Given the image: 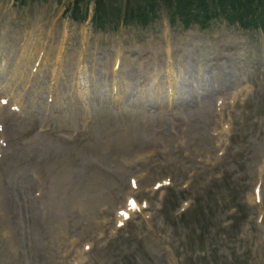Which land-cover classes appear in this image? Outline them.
Here are the masks:
<instances>
[{
	"label": "rangeland",
	"instance_id": "rangeland-1",
	"mask_svg": "<svg viewBox=\"0 0 264 264\" xmlns=\"http://www.w3.org/2000/svg\"><path fill=\"white\" fill-rule=\"evenodd\" d=\"M34 1L27 10L16 4L10 14L0 10V82L27 104L22 117L11 120L4 115L5 144L0 149V264H65L71 237L80 239L78 246L95 239L99 231H104L105 237L97 242L88 264H264V77L260 67L264 66V28L243 30L223 18L212 21L205 31L196 25L185 28L180 22L171 25L166 4L158 0L157 18L149 26L130 25L110 32L111 29L96 30L80 20L73 21L65 13L69 0ZM116 1L109 0L112 5ZM61 12L63 17L52 23ZM28 21L39 28L36 34H21ZM85 34L88 40L84 42ZM117 38L123 43L126 58L137 62L133 70L139 62L146 67L144 61L153 56V51L158 50L163 60L165 45L170 42V55L179 61L175 68L183 93L190 89L182 87L188 83L204 87L206 83H199L195 76H203L207 86L215 88L218 81L209 79V75L222 71L227 77L226 88H230L218 100L226 104L223 116L232 130L223 137L224 154L219 155L211 136L219 122L216 105L195 110L194 118L182 127L179 137L171 134L166 120L148 127L147 105L153 103L159 109L154 102L160 100L164 107V96H159L157 90H147L152 85L150 80L144 82V93L134 85L130 86L133 92H127L124 88L130 84L128 71L125 80H120V101L113 100L109 82ZM59 41L65 61L49 72L46 65L35 69L38 53L47 54V45L55 53ZM33 52V60L27 61L28 54ZM211 52L218 60L212 59ZM86 55L92 62L88 63V73L94 75L88 76V84L96 87L85 100L93 123V141L86 142L82 135V140L77 141L52 139L47 133L37 132L34 127L40 124L45 112L51 77L56 82L52 87H57L55 96L61 97L58 102L63 103L55 108L62 112L63 120L56 121L54 126L62 125L71 131L78 127L73 116L84 109L76 93V80H70V73L75 60ZM138 55L144 60L138 59ZM222 60L223 70L207 66ZM234 60L239 61L238 67L233 65ZM129 68L127 62H122L119 73L123 75ZM256 70L257 81L247 95L239 97L240 79ZM165 74L164 71V80ZM181 97L180 93L178 101H182ZM166 111V118L172 119L170 114L176 107ZM187 114L192 115L190 111ZM122 115L126 120L118 117ZM154 127L165 131L155 136ZM180 138L188 146L193 162L201 153L206 154L204 162L159 165L162 173L157 175V160H139L153 145L166 150V156ZM131 176H142L138 183L140 198L149 196L144 190L154 181L170 176L167 178L175 190L186 185L192 202L202 200L196 209L201 206L211 216L203 218L199 226L196 215L186 213L181 218L171 208L162 214L160 203L154 202L152 211L143 220L137 218L132 230L134 222L128 228V237L119 236L104 246V240L111 239L113 214L125 203ZM230 176L233 182L228 184L226 179ZM233 183L245 186L247 220L223 231L220 224L225 221L228 225L231 221L227 220L230 213L223 209L227 204L223 199L233 190ZM256 188L259 201L253 203ZM36 189H42L44 197H35ZM191 209H195L194 204Z\"/></svg>",
	"mask_w": 264,
	"mask_h": 264
},
{
	"label": "bare ground",
	"instance_id": "bare-ground-1",
	"mask_svg": "<svg viewBox=\"0 0 264 264\" xmlns=\"http://www.w3.org/2000/svg\"><path fill=\"white\" fill-rule=\"evenodd\" d=\"M169 46H171V45H169ZM170 48V47H169ZM169 48L166 50V54H168V56H169V54H170V50H169ZM158 55H159V53H157V52H155L154 53V55L153 56H155V58H154V63L155 64H158L157 66H155V67H159L160 65H163L162 64V62L160 61V59H159V57H158ZM124 58V57H123ZM173 60H174V62H175V64H179V61L175 58V56L174 57H172V64H171V66L173 65ZM160 61V62H159ZM134 63L133 62H131V64L130 65H133ZM154 69H156V68H154ZM158 69H162V68H158ZM130 70L132 71V68H130ZM131 71H130V73H131ZM158 71V70H157ZM159 72V71H158ZM131 76L133 77V78H139V77H142V76H144V73H142V72H140V73H138V74H135V73H132L131 74ZM158 76H154V78L156 79ZM172 77L174 78V76H173V73H172ZM149 78V77H148ZM148 78H146V79H148ZM218 80L220 81V83H222V81H221V78H218ZM175 85H176V82H175ZM205 92H206V94H210L211 93V91L210 90H208L206 87H205ZM208 101H206L205 103H207Z\"/></svg>",
	"mask_w": 264,
	"mask_h": 264
}]
</instances>
